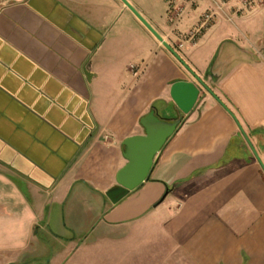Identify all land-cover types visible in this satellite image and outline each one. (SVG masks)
I'll return each mask as SVG.
<instances>
[{
    "label": "crops",
    "instance_id": "0c3cea01",
    "mask_svg": "<svg viewBox=\"0 0 264 264\" xmlns=\"http://www.w3.org/2000/svg\"><path fill=\"white\" fill-rule=\"evenodd\" d=\"M128 1L212 94L179 110L171 84L193 74L121 0H0V264L40 258L48 237V264H78L153 236L170 249L151 264H264V3L180 48L209 0L177 26L165 0ZM153 109L182 124L113 203L123 142Z\"/></svg>",
    "mask_w": 264,
    "mask_h": 264
},
{
    "label": "water",
    "instance_id": "95a60500",
    "mask_svg": "<svg viewBox=\"0 0 264 264\" xmlns=\"http://www.w3.org/2000/svg\"><path fill=\"white\" fill-rule=\"evenodd\" d=\"M121 1L133 12L155 38L190 71L188 65L178 52H176V50H174V48L153 28L144 16H142L128 0ZM192 74L197 83L178 80L172 82L170 89L172 101L185 115H188L193 110L204 89L212 94V91L208 88L204 80L196 74ZM181 124L182 118L174 120L161 118L156 109L151 110L141 119V125L145 129V134L141 136H132L123 142L125 147L124 157L128 163L117 175V183L121 188L114 189L108 193L113 203L119 202L129 192L136 190L150 178L155 156L176 133L177 128Z\"/></svg>",
    "mask_w": 264,
    "mask_h": 264
},
{
    "label": "rangeland",
    "instance_id": "374dc122",
    "mask_svg": "<svg viewBox=\"0 0 264 264\" xmlns=\"http://www.w3.org/2000/svg\"><path fill=\"white\" fill-rule=\"evenodd\" d=\"M165 11L167 12V6L165 8ZM123 21L124 20L114 22L113 24H111V26H109L107 32L111 31L110 37L113 36L115 30L121 25ZM210 68L211 66L208 68V70ZM126 235L127 233H121L116 235L115 238L122 240L126 237ZM45 241V245L47 247V251L44 252L45 255L41 256L38 259L30 257L27 261V264H48L51 253L53 254L54 251L60 249L55 241L50 239L49 237L45 238ZM114 244L115 243L113 241H109L106 239L103 240V243L100 247L106 249L107 247ZM130 245V247L128 246L125 248H122V246H120L118 248V251H113L111 254H99L94 252L93 259L90 257H86V259L84 260L83 254V260L79 261L78 264H151L160 262V257L164 254H167L170 249L169 241L161 236H153L152 239L150 241H147V244L145 245H143V243H139V245L138 243L134 245L133 243H131ZM98 257L100 258V260L97 261Z\"/></svg>",
    "mask_w": 264,
    "mask_h": 264
},
{
    "label": "built area",
    "instance_id": "2783aa9c",
    "mask_svg": "<svg viewBox=\"0 0 264 264\" xmlns=\"http://www.w3.org/2000/svg\"><path fill=\"white\" fill-rule=\"evenodd\" d=\"M200 1L204 0H165L168 22L177 26L189 10L197 6ZM209 2L210 4L201 14L197 25L184 34L180 48L184 44L196 45L203 35L221 19L227 18L232 21L236 15L251 11L257 5L263 4L264 0H240L238 7L231 6L230 0H209ZM228 7L233 9V13L232 16L225 17L224 12ZM136 68L134 65L130 66L131 70H135Z\"/></svg>",
    "mask_w": 264,
    "mask_h": 264
}]
</instances>
